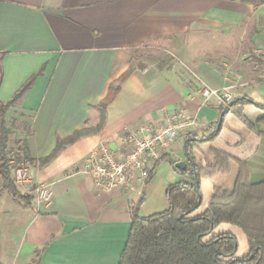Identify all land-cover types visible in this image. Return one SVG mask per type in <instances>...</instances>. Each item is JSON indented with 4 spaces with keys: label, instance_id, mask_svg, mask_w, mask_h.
<instances>
[{
    "label": "crops",
    "instance_id": "obj_1",
    "mask_svg": "<svg viewBox=\"0 0 264 264\" xmlns=\"http://www.w3.org/2000/svg\"><path fill=\"white\" fill-rule=\"evenodd\" d=\"M153 42L164 43L179 63L192 65L194 84L185 83L189 76L180 64H133L135 51ZM29 80V88L7 109L4 123L9 132L21 125L18 140L26 141L36 160L28 165L25 188L47 185L52 195L48 203L31 195V205L22 207L0 191V263L119 264L131 226L130 205L144 196L140 216L161 212L167 208L166 187L190 180L170 163L185 160L188 132L156 162L150 181L130 194H97L83 173L88 153L104 140L118 148L127 130L156 123L174 109L201 122L189 132L210 135L221 115L215 102H203L204 86L226 88L233 98L264 104V4L0 0V101H11ZM111 85L119 90L96 129L99 104ZM243 114L254 121L264 109L248 104ZM220 122L215 137L191 147L201 172V204L195 214L203 213L215 194L228 200L238 181L264 177V135L231 112ZM211 152L226 157L228 168L205 176V168L214 163ZM219 233L237 238V256L248 254L247 237L239 227L221 223L212 231Z\"/></svg>",
    "mask_w": 264,
    "mask_h": 264
},
{
    "label": "trees",
    "instance_id": "obj_2",
    "mask_svg": "<svg viewBox=\"0 0 264 264\" xmlns=\"http://www.w3.org/2000/svg\"><path fill=\"white\" fill-rule=\"evenodd\" d=\"M258 6L264 0H238ZM127 73L118 80L121 82ZM31 80L23 85L13 99L7 103L0 101V179L2 189L20 206L31 205L33 197L21 193L15 186L10 169V161L6 154L9 128L5 126L4 115L10 105L15 103L29 88ZM119 90V86H109L104 100L99 104L100 121L96 129L103 125L106 106ZM254 104L264 109V104H256L249 98H233L228 107L218 106L221 119L231 112L238 116L249 128L264 135V114L254 121L248 120L243 108ZM214 124V130L206 137L197 136L196 132H188L183 140L184 161L170 160L174 171L190 180H181L166 187L165 200L167 208L161 212L142 217L138 209L144 201L142 196L130 205L131 226L121 253L119 264H264V177L259 181H238L231 197L222 201L213 197L207 209L195 214L201 204L199 177L193 155L192 145L197 141H208L218 133L221 122ZM61 143H57V148ZM23 151L17 156V164L30 165L36 160L28 153L26 141L22 142ZM214 163L209 164L203 174L211 176L226 171L228 161L223 155L211 152ZM49 157L45 158L47 161ZM183 162L184 169L177 164ZM155 164L148 171V183L155 172ZM145 183V184H146ZM228 223L239 227L247 237L249 252L243 257L236 255L237 238L230 233L212 234L216 226ZM1 264V263H0ZM32 264H37L33 261Z\"/></svg>",
    "mask_w": 264,
    "mask_h": 264
},
{
    "label": "built area",
    "instance_id": "obj_3",
    "mask_svg": "<svg viewBox=\"0 0 264 264\" xmlns=\"http://www.w3.org/2000/svg\"><path fill=\"white\" fill-rule=\"evenodd\" d=\"M201 95L204 103L213 101L223 107H228L233 100L226 88L204 86ZM201 126L195 115L182 109L165 111L160 121L127 130L118 148H112L108 140L99 142L88 153L83 173L92 179L97 194L133 193L146 183L148 171L179 135ZM14 179L16 184L26 186L29 182L27 169H16ZM51 195L47 185H37L34 190V198L39 203H48Z\"/></svg>",
    "mask_w": 264,
    "mask_h": 264
},
{
    "label": "rangeland",
    "instance_id": "obj_4",
    "mask_svg": "<svg viewBox=\"0 0 264 264\" xmlns=\"http://www.w3.org/2000/svg\"><path fill=\"white\" fill-rule=\"evenodd\" d=\"M191 47V45H189ZM177 56L173 53L170 48L165 46L164 43L153 42L149 44H143L140 48H138L134 55H133V64L138 66L142 65L143 62L149 63H156L161 67H170L175 64H180L182 66V72L189 77H187L184 81L187 85L194 84L193 79L196 80L192 65L186 62L182 64L179 63L177 60ZM22 128L21 125L17 124L16 126L10 127V132L8 135L7 145H6V154L10 161V169H11V176L13 182L17 189L20 192H23L26 195H34V190L36 186L31 187L30 189H26L25 186H20L15 183L14 179V171L18 168L28 169V165L24 164H17L16 159L17 156H21L23 151L22 148V141L18 140L19 133L21 132ZM44 163H41L43 165ZM29 187V185H26ZM21 189V190H20ZM0 191H4L2 189V181L0 179ZM6 192V191H5Z\"/></svg>",
    "mask_w": 264,
    "mask_h": 264
},
{
    "label": "water",
    "instance_id": "obj_5",
    "mask_svg": "<svg viewBox=\"0 0 264 264\" xmlns=\"http://www.w3.org/2000/svg\"><path fill=\"white\" fill-rule=\"evenodd\" d=\"M177 166H178L180 169H184V168H185L183 162H179V163L177 164Z\"/></svg>",
    "mask_w": 264,
    "mask_h": 264
}]
</instances>
